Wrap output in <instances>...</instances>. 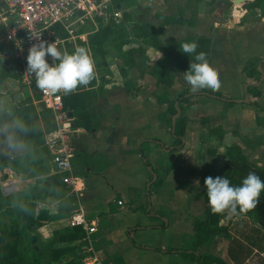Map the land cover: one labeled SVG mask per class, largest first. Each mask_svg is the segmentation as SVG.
<instances>
[{
  "label": "crops",
  "instance_id": "0c3cea01",
  "mask_svg": "<svg viewBox=\"0 0 264 264\" xmlns=\"http://www.w3.org/2000/svg\"><path fill=\"white\" fill-rule=\"evenodd\" d=\"M221 1L225 0H211L214 7L209 12L198 8L185 22L171 13L163 0L120 4L123 17L119 25L123 23L124 29L115 31L104 43L102 58L93 59V84L86 85L91 92L97 126L85 130L77 125L76 113L65 108L69 120L59 122L54 132L27 141L24 151L29 154V162L23 170H0L4 196L17 198L29 187L42 186L47 176L53 174L51 166L48 171L43 163H33L39 145H43L49 160L46 141L61 125L69 124L74 149L71 162L78 190L69 193L65 189L75 199L73 210L80 209L87 225L96 231L88 235L84 228L76 226L82 228L85 237L68 244L73 248L71 252L51 261L48 258L51 248L60 247L51 240L55 233L71 227L68 217L73 210L61 218L44 221L39 227L32 226L28 239L22 234L18 244L24 262L31 263L36 258L39 264H82L84 258L97 257L103 264H198L181 254L153 249L191 248L193 220L205 210L199 180L206 164L215 169L222 166L227 147L238 146L249 155V148L240 138L264 137V17L261 9H246V4L253 0L230 1V18L234 25L241 26L231 31L221 30L218 23L224 5ZM135 23H149L158 29L157 39L162 43L175 40L183 45L199 37L210 38L208 62L220 79V87L211 92L219 93L225 101L201 94L207 90L191 92L183 72L176 69L169 56L142 44L141 40L130 43L128 30ZM88 32L81 36L89 50L88 40L94 32ZM137 47L144 50V57L133 53L129 66L123 53ZM7 53L2 56L13 59ZM13 60L17 63L4 69L8 77L0 84V105L11 107L15 101L29 96L37 111L49 110L27 83L21 63ZM249 61L255 62L260 74L256 86L258 98L246 94L247 86L256 83L255 78H248L243 72ZM15 66L17 71L11 73L8 69ZM161 73L173 76L171 86L161 82ZM185 92L193 95L183 111L187 118L183 146L171 151L175 138L174 117L169 115V108L175 107L177 98ZM209 129H220L222 137L218 133L210 134ZM88 134L93 135L94 144H78ZM141 153L149 167L144 165ZM252 156L259 165H264V145ZM36 177L41 179L37 181ZM20 183L25 188L20 189ZM37 207L56 216L58 200L50 191ZM251 221L239 214L226 217L222 223L227 226V236H216L202 244L198 252L219 257L226 264H264V229L253 218Z\"/></svg>",
  "mask_w": 264,
  "mask_h": 264
},
{
  "label": "trees",
  "instance_id": "16d2710c",
  "mask_svg": "<svg viewBox=\"0 0 264 264\" xmlns=\"http://www.w3.org/2000/svg\"><path fill=\"white\" fill-rule=\"evenodd\" d=\"M125 1L128 5L135 2V0H114L116 4H120ZM247 10L261 9L262 17H264V0H253L246 4ZM125 21L128 19L124 15ZM124 29V24L120 25H107L101 27L95 31L88 40V48L93 59H100L104 56V43L110 39L115 31H121ZM131 35L130 43H137L138 40L142 41V44L152 46L165 55L169 56L177 70H181L183 73L189 69L191 61H194L195 53L187 55L183 53L182 45L172 40L170 43H162L157 39L158 29L154 28L149 23H135L130 25L129 30ZM0 32H4L0 29ZM62 37H68L67 33H63ZM198 45L196 53L203 51L206 53V59H209L211 50V39L207 37H199L194 40ZM83 47H87L85 44H81ZM11 49L10 44L0 43V84L8 77L5 73V66L17 63L13 59H5L2 54L9 52ZM137 53L142 58L144 57V50L137 47L135 50L124 52L123 55L127 59V65L132 66V55ZM243 72L248 78H255L256 83L254 85L247 86L246 94L252 95L253 98L259 97V91L257 90V84L259 82V71L256 68L254 61H249L243 67ZM166 73H161V82L166 86H171L173 82V76L167 77ZM93 80L87 85L92 86ZM201 94L213 98L215 100L225 101V99L219 94L211 91H203ZM193 94L185 92L181 94L176 100V106L169 108V115L174 117L172 123V132L175 141L170 148L171 151L178 150L183 146V140L185 135V125L187 118L184 116L183 111L189 98ZM91 92L86 89V86H78L75 90L68 94L62 93V102L64 108H69L76 113V123L78 126L83 127L85 130H91L97 126L94 121L95 113L91 106L92 104ZM228 102H233L228 100ZM252 105L258 107L256 102H252ZM13 109V115L23 117L33 127L32 132L22 133L26 136L27 141H31L44 136L45 134L52 133L56 130V124L52 118V112L44 109L37 111L33 105L31 97H25L19 99L11 106ZM9 117L0 114V120H6ZM210 134H219L222 137L223 132L220 129H209ZM236 134V132H233ZM242 142L249 148V155L245 154L238 146L227 147L225 149L226 160L222 166L215 169L210 163L206 164V170L199 180V187L204 194L205 210L204 214L195 218L192 223L193 227V243L189 249H153L162 253H176L181 254L186 260L197 262L198 264H226L225 261L219 257L213 255H202L198 252V248L215 238L216 236H227V226L222 223L226 218L225 214H216L211 211L206 187L204 184L205 178L212 176H225L229 179L232 185L239 186L242 180L247 176L249 172H255L261 180H264V165H259V161L253 159V154L259 149V146L264 145V137L252 136L241 137ZM144 165L149 167L147 161L141 153ZM29 162V154L25 151L22 154L13 153L10 150H5L3 145H0V170L4 168H11L12 170H23ZM52 191L54 197L58 200V211L56 216H50L46 210L38 209V203L45 200L49 192ZM148 195H150L148 193ZM75 207V199L67 195V190L62 185L60 177L58 175H49L46 178L45 183L42 186L34 185L29 187L25 191L19 194L18 199H13L10 196H4L0 191V212L6 215L10 219L8 226L0 224V264H39L35 258L33 262H24L18 251V244L22 234L27 230H31L32 226L39 227L44 221L52 220L54 218H61L67 213L71 212ZM24 208L26 211H21ZM239 215L252 217L259 226L264 229V191L261 192L256 206L252 209L240 212L239 208L237 213ZM85 237V232L80 227H70L64 229L58 233H55L51 243L58 242L60 247L57 249L51 248L49 253V260H58L65 254L71 252L73 248L69 246L71 242L81 240ZM131 242L136 243L131 238Z\"/></svg>",
  "mask_w": 264,
  "mask_h": 264
},
{
  "label": "built area",
  "instance_id": "2783aa9c",
  "mask_svg": "<svg viewBox=\"0 0 264 264\" xmlns=\"http://www.w3.org/2000/svg\"><path fill=\"white\" fill-rule=\"evenodd\" d=\"M225 1L234 3L238 0ZM122 17L123 12L114 0H0V29L4 31L0 32V42L11 45L6 55L21 63L27 83L52 112L56 128L59 122L69 120L62 102L63 92L52 93L37 87L36 76L27 72L29 49L44 40L54 42L65 51L66 45L74 43L76 38L82 40L81 35H76L79 29L89 27L92 33L107 25H119ZM63 33H67L68 37H62ZM47 59L52 62L51 57ZM70 127L69 124L61 125L56 134L48 138L46 145L51 173L60 177L69 193H74L78 187L71 162L74 149L69 136ZM68 224L71 227L81 226L88 235L96 231L95 227L87 225L80 209L70 213ZM82 264L103 263L97 257H87Z\"/></svg>",
  "mask_w": 264,
  "mask_h": 264
},
{
  "label": "clouds",
  "instance_id": "9594fccd",
  "mask_svg": "<svg viewBox=\"0 0 264 264\" xmlns=\"http://www.w3.org/2000/svg\"><path fill=\"white\" fill-rule=\"evenodd\" d=\"M197 44L193 42L182 45L183 53L188 56L195 53L189 69L184 72V80L190 85V91H216L220 87L217 72L210 66L203 51L196 53ZM47 57H51L49 63ZM27 72L36 76V85L41 90L52 93L62 91L68 94L78 86H86L95 76V65L90 51L77 47L74 52L59 49L54 42L40 40L32 45L27 55ZM58 61V62H57ZM8 105H0V114L9 117L0 120V145L5 150L22 154L26 148V136L22 133L34 129L23 117L13 115ZM211 211L231 217L237 213L252 209L264 191V180L255 173L249 172L239 186L232 185L225 176L213 178L208 176L204 181ZM21 211H26L22 208Z\"/></svg>",
  "mask_w": 264,
  "mask_h": 264
},
{
  "label": "rangeland",
  "instance_id": "374dc122",
  "mask_svg": "<svg viewBox=\"0 0 264 264\" xmlns=\"http://www.w3.org/2000/svg\"><path fill=\"white\" fill-rule=\"evenodd\" d=\"M163 2L165 4V6H167L170 9L171 13H173L174 15L177 14V16L178 15L181 16V19H182V21L184 20V22L187 21L189 19V17L194 16L195 12L197 11L198 8L201 9L202 12L207 13L214 7V3H211V0H163ZM221 2L224 3V5H223V9H222L221 20L218 21V23L221 25L220 29L221 30H226V31H231L232 29L234 30L235 26H241L240 24L234 25L233 24V20H231V18H230V8H231L230 6L232 5L230 3V1H228V2L221 1ZM229 3H230V5H229ZM261 13H262V11H261ZM245 27H246V25H244V28ZM89 30H90L89 27H85V28L79 29L78 32H76V35H82L84 32H88ZM82 36H84V35H82ZM83 42H85V41L84 40L82 41L80 38H76V40L74 41L72 46H66L65 51H67L69 53L74 52L77 47H83L81 45ZM8 70L11 73L12 72L15 73V71H17L16 70V66L14 68L11 67ZM14 76L16 77V74ZM81 138L82 139L80 141H78V144L79 143H84V144L92 146L94 144V142H95L92 134H88V135L82 136ZM38 150H39V152L37 154L36 159L33 160V163H36V162L43 163L44 168H47L48 171H49L50 163H49V160H48V157H47V154H46V150L44 149L43 145H39V149ZM39 175L40 174H35L33 176H39ZM34 179L39 181L41 178L38 179L36 177ZM19 185L21 186V187L19 186L20 189L25 188V186H26L23 183H20ZM1 186L2 185L0 183V191L2 192L3 188ZM18 198L19 197H17V198L13 197V199H18ZM199 216H201V215H199ZM251 218L252 217H249V221H251ZM0 224L5 225V226H8L10 224V219L6 215L1 213V212H0ZM29 233H30L29 230H27L24 233V238L25 239H28ZM250 234L251 233H249V235ZM140 241H141V239H140ZM26 242L28 243V240H26ZM252 261L254 262V259H252L251 262ZM43 264H48V263L47 262H43Z\"/></svg>",
  "mask_w": 264,
  "mask_h": 264
},
{
  "label": "bare ground",
  "instance_id": "6f19581e",
  "mask_svg": "<svg viewBox=\"0 0 264 264\" xmlns=\"http://www.w3.org/2000/svg\"><path fill=\"white\" fill-rule=\"evenodd\" d=\"M237 3H239V2H237ZM236 7L238 8V7H239V5H237ZM235 13H237V12L235 11Z\"/></svg>",
  "mask_w": 264,
  "mask_h": 264
},
{
  "label": "water",
  "instance_id": "95a60500",
  "mask_svg": "<svg viewBox=\"0 0 264 264\" xmlns=\"http://www.w3.org/2000/svg\"><path fill=\"white\" fill-rule=\"evenodd\" d=\"M237 2H239V1H237Z\"/></svg>",
  "mask_w": 264,
  "mask_h": 264
}]
</instances>
